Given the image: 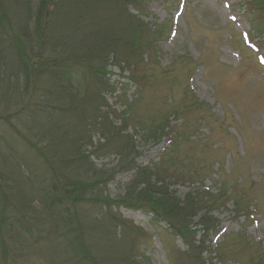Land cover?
<instances>
[{
	"label": "trees",
	"instance_id": "1",
	"mask_svg": "<svg viewBox=\"0 0 264 264\" xmlns=\"http://www.w3.org/2000/svg\"><path fill=\"white\" fill-rule=\"evenodd\" d=\"M146 1L0 0V264L33 256L45 264H142L132 253L140 229L113 210L122 205L166 222L187 245L180 262L205 264L193 219L222 197L191 191L178 198L171 187L194 182V173H185L174 150L138 166L134 137L106 110L105 94L114 92L106 79L109 65L139 68L143 51L161 37V29L153 31L130 9L142 10ZM246 1L264 12V0ZM188 92L184 109L199 105ZM184 109L168 113L156 128H134L142 138L169 135L170 116ZM113 152L115 167H98L94 158ZM122 172L132 178L121 200L111 201L102 186ZM86 205H97L102 214ZM235 205L243 208L240 200ZM210 218L200 217L204 232Z\"/></svg>",
	"mask_w": 264,
	"mask_h": 264
},
{
	"label": "rangeland",
	"instance_id": "2",
	"mask_svg": "<svg viewBox=\"0 0 264 264\" xmlns=\"http://www.w3.org/2000/svg\"><path fill=\"white\" fill-rule=\"evenodd\" d=\"M130 9L162 33L152 44L154 50L147 47L141 54L139 68L109 65L106 79L114 92L105 94L107 112H115L114 125L134 137L138 166H151L174 150L185 173H194V182L184 180L171 187L178 198L183 200L191 191L222 197L215 209L193 219L197 239L204 241L205 264H264V67L256 46L250 44L256 43L257 52L264 55V25L255 28L264 22V12H255L246 0H148L142 10ZM148 63L154 64L149 68ZM147 72L150 76L144 79ZM188 91L199 105L184 109ZM132 103V114H126ZM179 107L184 113L170 116L169 135L142 138L141 130L134 128H156ZM100 139L95 136V145ZM118 160L114 152L94 158L106 169ZM131 178V173H118L102 186L111 201L121 200L122 187ZM237 200L243 208H237ZM97 208L85 207L100 216ZM113 210L140 229L132 251L138 261L183 264L179 254L187 245L166 222L144 209L122 205ZM204 214L212 220L205 232L199 224ZM16 264L45 262L33 256Z\"/></svg>",
	"mask_w": 264,
	"mask_h": 264
}]
</instances>
